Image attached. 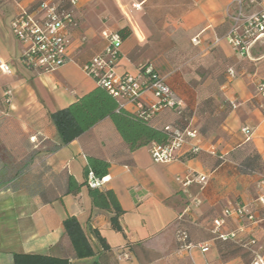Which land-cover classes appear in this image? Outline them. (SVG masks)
Segmentation results:
<instances>
[{"label": "crops", "instance_id": "0c3cea01", "mask_svg": "<svg viewBox=\"0 0 264 264\" xmlns=\"http://www.w3.org/2000/svg\"><path fill=\"white\" fill-rule=\"evenodd\" d=\"M39 1L0 0V61L11 70H0V264H14V254L72 264L264 261V207L258 202L264 194V111L257 95L264 81V39L245 58L226 41L212 47L230 26L234 0H78L79 27L71 30L68 47L73 61L48 74L23 65L27 46L10 27L19 6ZM245 7L247 13L263 11L264 0L248 1ZM125 27L131 34L123 40L117 72L138 76L150 64L166 79L177 105L156 112L150 124L196 129L198 154L187 146L174 161L156 164L149 146L130 151L110 118L60 145L51 114L98 87L82 66L103 52L104 31L118 33ZM228 69L235 71L234 79ZM143 102L156 100L147 93ZM125 109L138 112L131 104ZM246 127L252 130L250 140L243 133ZM255 155L258 166L252 165ZM89 157L110 164L100 191L115 193L124 211L123 232L112 228L111 213L92 203L85 184ZM68 176L83 185L77 195L66 194ZM180 178L195 181L185 187ZM238 206L248 208L256 221L233 215L222 231L235 232L237 239H216L213 221ZM70 216L81 224L93 258H76L63 228ZM93 231L109 249L102 248ZM180 232L193 245L208 244L209 252L182 248Z\"/></svg>", "mask_w": 264, "mask_h": 264}, {"label": "built area", "instance_id": "2783aa9c", "mask_svg": "<svg viewBox=\"0 0 264 264\" xmlns=\"http://www.w3.org/2000/svg\"><path fill=\"white\" fill-rule=\"evenodd\" d=\"M253 0H234L232 12L229 14L230 26L222 36H216L212 47L222 41H226L234 53L245 58L250 55L252 47L261 39H264V10L255 13L246 12V2ZM78 0H40L29 6H19L10 27L14 36L27 46L21 61L30 71L37 74H48L65 66L73 60L68 55V47L71 44V30L79 27V21L75 15ZM105 47L102 53L93 57L82 66L84 72L91 77L98 86L106 89L113 95L121 108L128 105L136 106L140 115L146 119L161 109H175L177 103L172 97V90L152 65L139 69V75L129 73L119 74L117 66L121 59L122 37L119 33H102ZM195 45L199 44L193 39ZM0 70L10 73V67L0 61ZM230 79L235 78V71L228 70ZM151 93L156 102L145 105L143 97ZM257 95L260 99L259 107L264 111V81L257 86ZM169 129V127H166ZM247 140L252 136L249 127L243 129ZM199 132L188 126L184 130H174L171 139L167 143H152L149 145L150 155L154 163L164 164L176 159L177 153L185 147L191 148V153L198 154L201 148L194 141ZM205 182L206 177L197 178ZM103 179H98L90 172L87 176V185L92 189H100ZM183 186L188 187L195 181L193 178L178 179ZM264 184V181H263ZM259 204L264 207V194L258 199ZM238 216L250 223L256 221L255 215L246 207L238 206L226 209L223 215L213 221L212 234L223 242L237 239L235 232H223L227 219ZM178 240L182 248L192 250L200 249L202 254L210 250L208 244L193 245L189 242V236L185 232L178 234ZM251 241L249 245H254ZM248 246V245H247ZM253 264H264L263 259H257Z\"/></svg>", "mask_w": 264, "mask_h": 264}, {"label": "trees", "instance_id": "16d2710c", "mask_svg": "<svg viewBox=\"0 0 264 264\" xmlns=\"http://www.w3.org/2000/svg\"><path fill=\"white\" fill-rule=\"evenodd\" d=\"M118 33L122 40H125L130 36L131 30L125 27L119 30ZM144 66H147V64ZM50 118L57 130L61 146L70 144L106 118L112 120L130 151L149 146L152 143H167L171 139L173 131L179 130L172 127H169V129L153 127L150 124V119H146L139 113H132L121 108L117 99L101 86H98L70 106L52 113ZM258 164H260V161L258 155H255L252 165L258 166ZM109 168L110 164L107 161L89 157L86 175L88 176L92 172L96 178L103 179L108 175ZM85 184L87 185V180ZM82 187L83 185L77 183L74 177L68 176L66 194L77 195ZM90 196L94 207L112 214L110 216L112 228L117 232H123L120 218L124 211L115 193L112 190L100 191V189L90 188ZM63 228L77 259L82 260L95 256V251L76 217H68L63 222ZM93 234L104 250L109 249L106 241L98 231H93ZM14 264L72 263L68 259L52 256L14 254Z\"/></svg>", "mask_w": 264, "mask_h": 264}, {"label": "rangeland", "instance_id": "374dc122", "mask_svg": "<svg viewBox=\"0 0 264 264\" xmlns=\"http://www.w3.org/2000/svg\"><path fill=\"white\" fill-rule=\"evenodd\" d=\"M104 5H106V2H104ZM248 261H249V259H248Z\"/></svg>", "mask_w": 264, "mask_h": 264}]
</instances>
